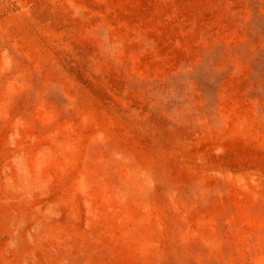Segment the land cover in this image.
<instances>
[{
    "label": "rangeland",
    "instance_id": "374dc122",
    "mask_svg": "<svg viewBox=\"0 0 264 264\" xmlns=\"http://www.w3.org/2000/svg\"><path fill=\"white\" fill-rule=\"evenodd\" d=\"M0 264H264V0H0Z\"/></svg>",
    "mask_w": 264,
    "mask_h": 264
}]
</instances>
